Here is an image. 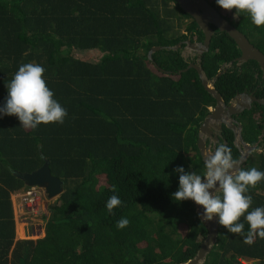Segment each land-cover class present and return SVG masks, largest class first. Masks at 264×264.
Listing matches in <instances>:
<instances>
[{
	"label": "trees",
	"instance_id": "trees-1",
	"mask_svg": "<svg viewBox=\"0 0 264 264\" xmlns=\"http://www.w3.org/2000/svg\"><path fill=\"white\" fill-rule=\"evenodd\" d=\"M206 1L264 54V28ZM213 29L199 64L208 80L229 65L214 81L224 103L244 93L264 99V69L238 66L233 40ZM187 40L203 34L174 0H0V104L19 66L36 63L68 112L62 125L35 131L0 119V264H185L196 255L207 230L192 201L172 199L174 169L205 171L198 134L215 101L186 70ZM153 47L163 49L148 58ZM236 120L244 142L256 145L242 168L264 171V106ZM223 136L239 159L232 132ZM45 161L63 191L42 217L43 236L15 241L11 195L25 186L13 173ZM114 194L123 203L110 214ZM247 194L250 210L264 207V182ZM122 217L129 224L118 229ZM251 240L218 225L204 264H264V238Z\"/></svg>",
	"mask_w": 264,
	"mask_h": 264
},
{
	"label": "clouds",
	"instance_id": "clouds-1",
	"mask_svg": "<svg viewBox=\"0 0 264 264\" xmlns=\"http://www.w3.org/2000/svg\"><path fill=\"white\" fill-rule=\"evenodd\" d=\"M215 3L222 10H235L234 18L243 14L254 26L264 28V0H215ZM179 44L180 47L182 43ZM184 49H188L187 45L182 52ZM188 50L189 55H197L192 49ZM186 54L182 53L181 56L185 59ZM44 73L45 69L40 64L25 63L19 66L11 82L6 85L7 96L0 104V119L5 116L16 117L22 128L33 131L40 125L64 123L67 109L54 98L53 91L46 85ZM239 164V159L233 158L231 149L219 144L205 157V171L202 174L187 172L182 166L174 169L179 180L178 190L172 194V199L177 203L194 202L202 209L201 221L211 222L215 219L228 233L239 234L245 243H251L253 235L264 238V207L250 210L253 199L247 193L250 188L264 182V171L256 167L244 169ZM14 195H11L12 203ZM44 201L48 203L46 198ZM122 203L118 195L114 194L107 200L106 208L111 214ZM128 224L129 220L122 217L116 227L123 229ZM245 224L248 226L247 231Z\"/></svg>",
	"mask_w": 264,
	"mask_h": 264
},
{
	"label": "water",
	"instance_id": "water-1",
	"mask_svg": "<svg viewBox=\"0 0 264 264\" xmlns=\"http://www.w3.org/2000/svg\"><path fill=\"white\" fill-rule=\"evenodd\" d=\"M178 7L189 17L193 19L197 27L203 34V41L201 43H190L186 42L188 49H192L197 53L198 59L202 53H207L211 38L214 34L213 28H216L219 32L226 33L235 43L239 50L240 56L236 59L237 65L248 61H255L260 68L264 69V54L253 46L249 40L242 34L236 27L231 25L227 20L222 18L220 14L206 1V0H174ZM211 26L213 28H211ZM180 45V44H179ZM177 45V47H179ZM163 48L153 47L148 58L155 51H159ZM176 47L173 48L175 50ZM225 67L222 71H219L213 80H208L201 69L200 65L190 64L187 69H194L197 72L198 78L201 82L203 89L214 99L215 106L209 108V113L199 127V137L197 142V148L199 150L202 160L213 150H209L205 146V141L208 136L212 135L211 129H215L217 132L220 131L222 126L227 128L233 133L234 146L239 152V167L247 161L249 155L256 150V145L250 146L246 144L242 138V125L238 123L233 117L241 115L244 111L250 110L252 104L257 103L258 105L264 106V99H258L252 94H239L234 97L230 103L225 104L221 96L214 88V81L225 72ZM217 140V139H216ZM224 145L226 143L224 142ZM48 162L31 173H20L14 172V176L21 180L25 187H37L41 189L47 200H54L60 196L63 191V182L58 178L51 175ZM194 203V202H193ZM195 205L196 213L200 219V212L202 209L200 206ZM201 221V219H200ZM206 230L207 234L205 239L201 242L199 250L196 255L185 264H204L206 256L211 252L213 246L216 243L218 233V223L214 219L211 222L201 221Z\"/></svg>",
	"mask_w": 264,
	"mask_h": 264
},
{
	"label": "rangeland",
	"instance_id": "rangeland-1",
	"mask_svg": "<svg viewBox=\"0 0 264 264\" xmlns=\"http://www.w3.org/2000/svg\"><path fill=\"white\" fill-rule=\"evenodd\" d=\"M186 23V22H185ZM185 23L182 27L185 26ZM251 42H255L254 39H250ZM189 51L184 49L182 53L186 54ZM196 55V54H195ZM23 191V190H22ZM20 193V192H19ZM13 209H14V230H15V241L17 240H32L36 241L41 238L43 235V225L42 217L48 215V207L50 203H53V200H48L44 206H42V213L37 215L25 216L20 215L18 212V200L13 197Z\"/></svg>",
	"mask_w": 264,
	"mask_h": 264
},
{
	"label": "built area",
	"instance_id": "built-area-1",
	"mask_svg": "<svg viewBox=\"0 0 264 264\" xmlns=\"http://www.w3.org/2000/svg\"><path fill=\"white\" fill-rule=\"evenodd\" d=\"M13 197L18 200V212L20 215L32 216L42 213V206L45 205V195L37 187H27L21 193H16Z\"/></svg>",
	"mask_w": 264,
	"mask_h": 264
},
{
	"label": "flooded vegetation",
	"instance_id": "flooded-vegetation-1",
	"mask_svg": "<svg viewBox=\"0 0 264 264\" xmlns=\"http://www.w3.org/2000/svg\"><path fill=\"white\" fill-rule=\"evenodd\" d=\"M211 28H213L212 26H211ZM214 30V29H213ZM215 33V32H214ZM195 39V38H194ZM194 43V42H193ZM197 43H201V42H197ZM208 51H209V49H208ZM202 54H205V53H202ZM201 54V55H202ZM194 56V57H193ZM188 57H189V59H191L190 60V63H189V65L190 64H193V65H196V64H198V65H200L199 64V59H198V57H197V55H188ZM201 57V56H200ZM201 67V66H200ZM229 67V65L227 66V67H225L224 69H226V68H228ZM202 69V68H201ZM253 95V94H252ZM231 102V101H230ZM229 102V103H230ZM228 104V103H227ZM235 120H236V117H233ZM237 121V120H236ZM238 122V121H237ZM224 126H222V128L220 129V131L219 132H217L215 129H211V131L213 132L212 133V135H210V137L208 136V138H206V141H205V146L211 151V150H215V148L219 145V144H224V142L225 143H227L226 142V140L223 138L224 136ZM232 135H233V133H232ZM217 139V140H216ZM233 144H234V142H233ZM22 190H24V188L22 189ZM22 190H20V193L22 192ZM46 204V203H45Z\"/></svg>",
	"mask_w": 264,
	"mask_h": 264
},
{
	"label": "crops",
	"instance_id": "crops-1",
	"mask_svg": "<svg viewBox=\"0 0 264 264\" xmlns=\"http://www.w3.org/2000/svg\"><path fill=\"white\" fill-rule=\"evenodd\" d=\"M188 55H189V53L186 54V58H185V59H188ZM42 236H43V235H42Z\"/></svg>",
	"mask_w": 264,
	"mask_h": 264
}]
</instances>
